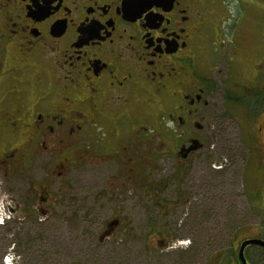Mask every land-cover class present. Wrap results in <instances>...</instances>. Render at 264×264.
<instances>
[{
	"label": "flooded vegetation",
	"instance_id": "1",
	"mask_svg": "<svg viewBox=\"0 0 264 264\" xmlns=\"http://www.w3.org/2000/svg\"><path fill=\"white\" fill-rule=\"evenodd\" d=\"M218 6L217 0H0L2 263L23 259L14 229L33 219H20L21 211L36 200L29 213L46 222L54 208L65 210L66 201L51 190L69 195L67 180L75 174L106 176L107 194L118 201L164 194L173 176L179 188L188 183L189 162L208 147L200 134L215 84L209 60L223 50L220 24L208 25ZM150 144L161 151L149 154ZM141 164L156 175L164 165L171 178L154 190ZM122 212L103 224L98 246L119 229ZM48 239L28 236L25 244L32 249Z\"/></svg>",
	"mask_w": 264,
	"mask_h": 264
},
{
	"label": "rangeland",
	"instance_id": "2",
	"mask_svg": "<svg viewBox=\"0 0 264 264\" xmlns=\"http://www.w3.org/2000/svg\"><path fill=\"white\" fill-rule=\"evenodd\" d=\"M217 2L208 25L211 29L216 21L220 24L223 50L216 52L218 59L209 60L215 84L204 113L210 118L200 134L208 147L189 162L188 183L179 188L172 174L164 194L161 190L147 197L130 194L118 201L107 194L106 176L92 180L75 174L67 180L69 195L57 196L56 186L51 190L53 198L66 201L65 210L54 208L44 222L29 213L36 212L33 200L30 209L17 216L33 219L29 227L24 222L14 229L23 258L20 264H216L217 260L240 264V243L264 240V0ZM213 34L216 42L215 27ZM201 63L203 68L209 65L206 60ZM257 84L261 86L255 91L242 90ZM146 148L149 154L161 151L151 144ZM157 168L156 175L141 164L154 190L171 178L164 165ZM36 179L30 187L35 195ZM122 210L119 229L98 246L103 224ZM44 234L48 240L27 248L28 236ZM244 253L247 264H264L263 247L251 245Z\"/></svg>",
	"mask_w": 264,
	"mask_h": 264
},
{
	"label": "water",
	"instance_id": "3",
	"mask_svg": "<svg viewBox=\"0 0 264 264\" xmlns=\"http://www.w3.org/2000/svg\"><path fill=\"white\" fill-rule=\"evenodd\" d=\"M258 246V247H263L264 248V240H260L257 238H251L248 240H244L240 243V246L238 248V261L240 264H247L246 258H245V253H244V249L248 246Z\"/></svg>",
	"mask_w": 264,
	"mask_h": 264
}]
</instances>
